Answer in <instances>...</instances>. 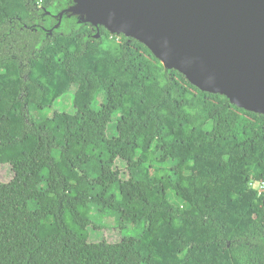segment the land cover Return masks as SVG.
<instances>
[{
    "label": "trees",
    "instance_id": "trees-1",
    "mask_svg": "<svg viewBox=\"0 0 264 264\" xmlns=\"http://www.w3.org/2000/svg\"><path fill=\"white\" fill-rule=\"evenodd\" d=\"M74 5L0 0V264L55 246L45 264H264V191L251 185L264 183V115L134 38L60 20ZM68 94L73 113L37 118ZM108 228L119 255L105 240L72 244Z\"/></svg>",
    "mask_w": 264,
    "mask_h": 264
},
{
    "label": "water",
    "instance_id": "water-1",
    "mask_svg": "<svg viewBox=\"0 0 264 264\" xmlns=\"http://www.w3.org/2000/svg\"><path fill=\"white\" fill-rule=\"evenodd\" d=\"M79 22L146 45L166 70L264 115V0H74ZM99 37V33L97 35ZM264 206V200H263Z\"/></svg>",
    "mask_w": 264,
    "mask_h": 264
},
{
    "label": "rangeland",
    "instance_id": "rangeland-1",
    "mask_svg": "<svg viewBox=\"0 0 264 264\" xmlns=\"http://www.w3.org/2000/svg\"><path fill=\"white\" fill-rule=\"evenodd\" d=\"M112 36H118V35H112ZM72 69L74 71L78 70V65L76 63H74L72 65ZM71 98L72 95L68 94L65 99L63 101H60L56 104V106L46 109L44 111H40V113L37 115V118H45V117H50L52 116V114L54 113L55 110L61 111V112H68V113H73V106L71 103ZM100 103L101 101L97 100L94 104L95 108H100ZM117 116H115L116 118ZM111 136L115 135V131H114V127H111L110 129V133ZM201 163V162H200ZM120 167H122V165H120ZM9 167H7V165H0V178L3 180H7L10 178V172L8 171ZM113 174L112 170H107L106 171V179L109 180V177ZM145 190H148L147 185H143ZM255 187L258 188L259 185L255 184ZM54 203L53 199H44L43 200V205H47V204H51ZM133 214L131 213H122L119 216H112L110 217L111 219H107L110 221V223L116 225L119 221L121 222H127L131 219ZM29 224L31 227L36 228V223L35 221H29ZM124 234L127 236H133L134 233L129 230H124ZM84 238L89 239L91 242H101L103 240H105L108 244L107 248H103L102 246H100V251H109L115 255H119L121 254V249L118 247H114V244L117 243L120 239L119 234H118V230L112 229V228H108L107 230H94V229H90L86 232H82L81 236L79 239L73 240L72 244H80L82 242V240ZM59 247L55 246L52 248L47 249L46 251H44L43 253H41V255L38 256V258L35 261V264H45L51 257L54 256V254L56 253L57 249ZM137 259L134 258L133 263H137Z\"/></svg>",
    "mask_w": 264,
    "mask_h": 264
},
{
    "label": "built area",
    "instance_id": "built-area-1",
    "mask_svg": "<svg viewBox=\"0 0 264 264\" xmlns=\"http://www.w3.org/2000/svg\"><path fill=\"white\" fill-rule=\"evenodd\" d=\"M255 184H258L259 187L256 188V187H255ZM255 184H251V185H253V187H254L255 189H258L260 192H261V191H264V183H255Z\"/></svg>",
    "mask_w": 264,
    "mask_h": 264
}]
</instances>
